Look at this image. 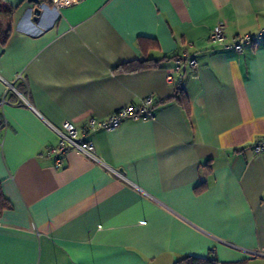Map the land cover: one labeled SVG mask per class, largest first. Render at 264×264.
Masks as SVG:
<instances>
[{
    "label": "crops",
    "instance_id": "obj_1",
    "mask_svg": "<svg viewBox=\"0 0 264 264\" xmlns=\"http://www.w3.org/2000/svg\"><path fill=\"white\" fill-rule=\"evenodd\" d=\"M48 1L0 0V264H264V40L209 41L217 22L228 44L264 30V0ZM192 52L185 108L165 75ZM137 59L157 64L115 71ZM147 96L150 118L84 132ZM66 121L102 164L42 154Z\"/></svg>",
    "mask_w": 264,
    "mask_h": 264
},
{
    "label": "built area",
    "instance_id": "obj_2",
    "mask_svg": "<svg viewBox=\"0 0 264 264\" xmlns=\"http://www.w3.org/2000/svg\"><path fill=\"white\" fill-rule=\"evenodd\" d=\"M54 8H59L61 6H69L74 4L77 0H49ZM224 29L225 26L222 22H217L209 32V41L212 44L220 45L223 48H230L237 53L242 52L243 46L249 44L254 40H264V30L259 31L255 36L251 34L237 35L228 44L224 42ZM196 52L189 54H182L176 56L173 60L172 69L165 75V79L168 83L173 85L176 91L182 90L184 85V72L186 68H195L197 66ZM17 79H22L20 74L16 75ZM14 93L19 96L20 99L25 101L24 96L21 92L13 88ZM153 99L151 96H147L142 99L141 103L138 105H127L117 110L115 113L111 114L105 119H96L94 117H89L87 124L84 127V132H94L98 129L105 131H112L121 126L122 121L127 117L148 119L152 116L151 107ZM8 103V101L2 96L0 98V128H5L7 126L6 119L3 116V106ZM53 132L58 136V144L56 146L46 147L42 153L44 156L52 158L55 167H61L63 164V157L68 151H75L80 155L88 158L89 160L102 164L99 158L95 154V149L90 141L84 139L83 134H79L77 128L71 122H63L60 127L50 126ZM251 150L256 154L264 153V137L257 138L250 142ZM107 169L119 176L124 178L121 173L113 168Z\"/></svg>",
    "mask_w": 264,
    "mask_h": 264
},
{
    "label": "trees",
    "instance_id": "obj_3",
    "mask_svg": "<svg viewBox=\"0 0 264 264\" xmlns=\"http://www.w3.org/2000/svg\"><path fill=\"white\" fill-rule=\"evenodd\" d=\"M51 5V2L48 1ZM11 16V11L9 9H5L0 4V18L9 19ZM166 59V58H165ZM169 59V58H168ZM157 62H154L151 59H142V60H133L129 62H124L119 64L115 71L118 72H135L145 68L154 67ZM175 99L186 108V102L184 96L182 95V90L175 92ZM10 207L9 203L3 197L0 190V214L3 210L8 209ZM174 264H219V262L212 256L209 255L207 257H195L191 255L184 256L174 262Z\"/></svg>",
    "mask_w": 264,
    "mask_h": 264
},
{
    "label": "water",
    "instance_id": "obj_4",
    "mask_svg": "<svg viewBox=\"0 0 264 264\" xmlns=\"http://www.w3.org/2000/svg\"><path fill=\"white\" fill-rule=\"evenodd\" d=\"M37 1V0H35ZM41 13V10L38 6H36L34 9H33V15H34V19H37L38 15Z\"/></svg>",
    "mask_w": 264,
    "mask_h": 264
}]
</instances>
